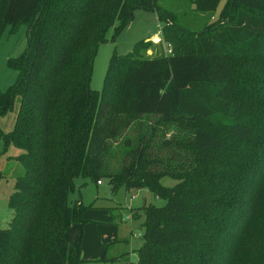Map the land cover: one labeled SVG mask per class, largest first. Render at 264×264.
Returning a JSON list of instances; mask_svg holds the SVG:
<instances>
[{"label":"trees","instance_id":"obj_1","mask_svg":"<svg viewBox=\"0 0 264 264\" xmlns=\"http://www.w3.org/2000/svg\"><path fill=\"white\" fill-rule=\"evenodd\" d=\"M228 2L225 21L191 28L184 17L214 15L221 0H0V34L25 24L28 36L24 54L9 59L17 81L0 91V112L19 101L3 138L21 149L22 165L0 264L81 260L79 244L65 240L83 221L85 207L69 196L78 177L166 200L143 204V243L130 264H264V184L255 180L264 175L255 117L264 113V0ZM135 8L158 14L169 50L153 56L151 37L138 41L112 57L94 90L99 44ZM192 37L190 50L177 44Z\"/></svg>","mask_w":264,"mask_h":264},{"label":"rangeland","instance_id":"obj_2","mask_svg":"<svg viewBox=\"0 0 264 264\" xmlns=\"http://www.w3.org/2000/svg\"><path fill=\"white\" fill-rule=\"evenodd\" d=\"M226 0H221L219 9L213 14L197 17L195 20L184 17L182 22L191 28H201L204 23L223 22L227 18L225 13ZM230 2V0H229ZM228 2V3H229ZM222 6L224 8H222ZM234 13V10H233ZM164 22L158 14L149 9L135 8L130 22L119 32L111 27L106 40L99 44L94 57L91 87L101 92L109 64L114 55L121 56L130 52L138 41L154 35H161ZM157 39V38H156ZM193 37L184 40L178 38V45L184 50L193 48ZM28 46L27 26L25 24H7L0 34V91L7 90L18 79V70L9 65L10 58H17L24 54ZM168 45L163 41L153 40L148 54L157 55L167 52ZM19 101L16 98L12 108L0 112V227L5 228L12 218L13 211L9 207V199L15 190V181L22 172V165L16 158L21 149L13 141L5 145L3 133L12 129ZM260 118L259 127L264 126V113L255 112ZM264 135L259 132L258 137ZM261 174L264 173V162L261 164ZM264 184V175L261 181ZM165 185H173L176 181L164 177ZM70 199L79 200L85 207L82 214L83 221L73 222L65 231V240L75 246L79 244L81 260L77 264H130L138 258V249L142 246L144 233V215L141 210L143 204L153 203L158 206L166 204L164 198L157 197L146 187L128 189L120 185L112 189L109 181L103 180L98 184L91 178L78 177L75 188L70 192ZM130 208H138L139 217H133ZM128 252V259L121 254ZM104 256L106 258H104Z\"/></svg>","mask_w":264,"mask_h":264},{"label":"crops","instance_id":"obj_3","mask_svg":"<svg viewBox=\"0 0 264 264\" xmlns=\"http://www.w3.org/2000/svg\"><path fill=\"white\" fill-rule=\"evenodd\" d=\"M148 38V37H147ZM157 38V39H156ZM152 40H155V41H160L161 40V35H154L152 37Z\"/></svg>","mask_w":264,"mask_h":264},{"label":"built area","instance_id":"obj_4","mask_svg":"<svg viewBox=\"0 0 264 264\" xmlns=\"http://www.w3.org/2000/svg\"><path fill=\"white\" fill-rule=\"evenodd\" d=\"M98 184H102V181H98Z\"/></svg>","mask_w":264,"mask_h":264}]
</instances>
